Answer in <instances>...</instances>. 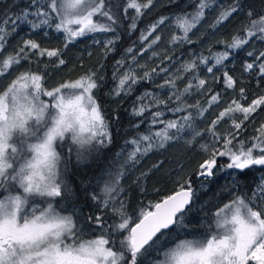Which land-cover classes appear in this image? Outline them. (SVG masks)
<instances>
[{
  "label": "snow or ice",
  "instance_id": "snow-or-ice-1",
  "mask_svg": "<svg viewBox=\"0 0 264 264\" xmlns=\"http://www.w3.org/2000/svg\"><path fill=\"white\" fill-rule=\"evenodd\" d=\"M3 2L0 0V3ZM171 2L176 3L177 0ZM210 3L211 0H198L193 12L176 14L175 26L183 35L173 34L172 43H192L189 33L204 19L205 9ZM152 4L153 0H125V18L130 9L135 12L130 29L135 30L137 20ZM9 7L16 11L5 12L0 18V76L7 75L23 61L31 64L34 56L37 63L46 56L49 60L57 58V67L65 64L60 49L43 48L31 38L23 39L14 52L3 55L9 37L21 25L26 24L30 31L36 32L51 27V22L55 21V30L64 34L67 47L80 37L95 33H115L120 23V17L113 12L110 0H13ZM241 8L237 0L219 13L211 27L215 29L222 25ZM247 15L248 23L242 30L243 35H233L231 42L220 41L225 47L224 51L211 53L209 50V56L199 57L198 63L192 60L182 65V71L195 73L199 65H204L207 72L212 74L214 82H221L222 79L225 90H235L237 80L224 70L227 67L225 62L229 61L232 53L242 50L254 38L264 41V14L254 18V14L249 11ZM166 19L161 17L150 25L146 33L142 32L141 43L147 41ZM118 39L116 35L104 41L106 54L114 50ZM160 39L156 35L147 47L151 48ZM94 43L99 41L94 40ZM132 51V48L127 49L128 53ZM247 55L254 56V60L244 62L243 71L251 73L257 70V75L264 78V51L258 55L248 51ZM210 60L213 61L211 64ZM116 64L124 67L123 60L116 61ZM161 71L167 72V69ZM216 72H222V77L216 76ZM153 73H156V69L145 71L141 77L131 66L119 77L114 72L113 77L118 79V83L112 95L130 94L133 85L140 80L147 82ZM179 79H183V76L178 74L173 79L165 80L160 87L167 85L175 89ZM207 84V78L193 75L183 90L174 92L169 99L174 96L177 101H181L183 96L191 94L193 88L210 92ZM98 86L97 73L90 70L74 81H65L48 89L44 85V75L28 69L19 71L7 87L0 91V264H141V258H148L152 252L159 257L153 264H264V212L252 206L258 199L264 201V178L253 191L251 201L237 195L219 207L213 213V221L207 233L202 237L182 239L178 231L187 227L184 214L194 196L191 184L187 181V187L179 184L173 194L143 208L138 222L130 226L124 201L120 199L123 190L121 180L127 166L134 165L141 156L153 149L164 148L186 128H192L191 113L182 117L183 122H164L160 120L162 111L151 112L150 125L159 122L164 127L155 132L150 130V134L129 141L134 147L126 159H117L113 163H119V166L107 170L101 195L93 193L92 200L100 202L104 209L110 207L112 215L119 218V223L106 225L102 216H90L89 221L100 234L94 238H85V233L77 227L73 215H64L58 210L57 198L62 199L71 192L62 175L65 162L58 149L67 144L69 159L75 152L80 162L95 146L107 147L111 143L108 122L94 95ZM239 94V98H233L227 103L206 129L212 143L200 145L202 151L209 153L208 158L199 165L198 175L201 177L215 174L213 169L217 157H227L229 163L226 168L241 172L253 166H264V124L256 130L257 135L250 142L237 140L244 122L264 106V96L253 99L245 106L241 103L246 99L243 87L239 89ZM220 97V93L212 94L208 105L219 103ZM137 101L138 105L133 108V115L136 116H143L151 108L166 104V101L149 91L138 96ZM188 107H195L200 117L208 110L199 103ZM170 110L182 112L186 109L178 105ZM236 113L243 114V118L237 119ZM226 119L231 121L235 131L221 135L217 125ZM201 135L199 130L194 133V136ZM116 155L119 158L121 153ZM37 197L42 198L43 205L35 202ZM124 231L127 236L120 241V248L116 249L111 239L112 233Z\"/></svg>",
  "mask_w": 264,
  "mask_h": 264
},
{
  "label": "trees",
  "instance_id": "trees-1",
  "mask_svg": "<svg viewBox=\"0 0 264 264\" xmlns=\"http://www.w3.org/2000/svg\"><path fill=\"white\" fill-rule=\"evenodd\" d=\"M236 2L237 0H211L210 6L205 9L204 19L197 28L189 33L192 43L186 41L171 42L173 34L183 35L172 24V20L178 13L193 12L198 0H177L176 3H172L171 0H153L152 6L144 10L143 15L137 20L135 30L129 27L132 23V17L135 15L134 10L130 9L127 18H125L123 11L125 0H110L113 12L120 17L116 32L95 33L80 37L69 43L67 47H65L64 34L55 30V21L51 22V27H45L36 32L30 31L26 24L21 25L18 27V31L9 37L3 51L6 54L14 52L23 39L29 38L36 40L43 48L60 49L61 58L65 60L64 65L57 67V58L53 57L49 60L46 56L40 58V62L37 63V58L34 56L31 64L28 61H23L13 71L14 74L30 69L33 72L42 73L46 88L57 87L65 81H74L90 70L97 73L99 86L94 90V95L108 122L111 143L107 147L95 146L80 162L77 161L74 152L69 159L67 144L58 149L65 162V182L70 186L71 192L62 199L57 198V207L62 214L73 215L77 227L85 233V238H94L100 234L99 230H95V225L89 221L90 216H102L106 225L120 222L118 217L112 215L110 207L104 209L100 202L92 200L93 193L101 195L103 182L107 179V170L119 166V163H113L117 159L119 161L126 159L127 154L134 147L133 144L128 143L129 141L139 139L141 135L150 134V130L155 132L164 127V124L159 122L154 126L150 125L151 112L158 110L163 112L165 109L163 105L151 109L150 112H145L143 116L133 115V108L139 103L137 97L145 91L160 93L164 98L163 100L169 102L168 90L173 93L182 91L193 75H197L199 78H207V87L211 89L210 92H203L193 88L190 90L191 94L183 96L181 101H177L174 96L172 98L174 107L180 105L186 109L175 115L177 117L174 120L183 122V116L195 113L193 122L196 129L201 131V138L188 143L179 138L180 134H178L177 138L168 142L164 148L153 149L147 155L141 156L134 165L127 166L125 175L121 180L123 190L120 193V199L124 201L130 226L138 222L139 213L143 208H147L151 203L161 201L167 195L177 191L179 184H185L187 181L191 184L194 196L184 214V222L187 227L178 229V231H180V238L182 239L202 237L207 233L209 225L213 221L214 210L218 206L232 200L237 195L245 196L246 193L256 189V186L264 178V167H251L243 172L236 170L235 174L231 173L225 176L221 173L212 176V180L198 175L200 163L209 156V153L199 151L198 146L200 140L208 133L206 129L210 126L211 121L216 119L219 112L233 98H239L241 87L245 89L246 99L241 101L245 106L250 104L253 99L264 96V78L257 75V70L246 73L242 68L244 62L254 60V56L249 57L247 55L248 51H253L254 55L264 51V41L255 38L242 50L232 53L229 61L225 62L227 67L224 70L237 80L235 90H225L222 79L221 82H214L212 74L207 72L204 65H199L195 73L182 71V65L192 60H197L198 63L199 57L210 55L209 50L211 53L224 51L225 47L220 41L231 42L233 35H243L242 30L248 23L247 13L249 11L254 14V18L264 14V0H238L242 5L241 10L234 13L222 25L213 29L211 25L219 13ZM12 3L13 0H4L3 3H0V18L5 12L16 11L15 8L9 7ZM161 17L167 18L165 23L159 25L152 36L141 43V33H146L150 25ZM116 35L119 36V39L114 45V50L106 54L103 49L104 41ZM156 35H159L161 39L151 48H148V43ZM94 40H98L99 43H94ZM129 48L133 50L132 53H129L131 58L134 55L135 60L142 59L141 64L137 66L138 72H142L141 77L145 71L151 72L152 69H156V73H153L152 78L147 82L140 80L136 85H133L130 94L113 96V89L118 83V79L113 77L114 72L119 77L116 61L126 55ZM212 62L210 60L209 64ZM165 68L167 72L161 71ZM178 70H180L179 73ZM178 74L183 76V79L177 80V88L173 89L165 85L159 91V86L164 85L165 80L173 79ZM215 74L222 77V72ZM100 77L103 78L100 79ZM193 83L195 84L196 81L193 80ZM215 93L221 94L220 102L208 106L203 117L197 115L198 110L195 107H188V105L199 103L206 108L208 99ZM235 115L237 119L243 118L241 113ZM171 116L167 114L160 117V120L171 121ZM261 124H264V106L258 108L244 122L237 140L244 139L250 142V139L257 135L256 130ZM171 131L175 132V130ZM217 131L223 135L228 131H235V129L232 128L231 121L226 119L217 125ZM216 146L220 147L219 144ZM117 153H121L119 158H117ZM226 160V157L218 158L217 166L221 164L226 166ZM154 165H158V167H154ZM142 173H147V175H142ZM230 194H233L234 197ZM245 198L247 199L246 196ZM216 203L218 204L215 206ZM126 236V231L112 233L111 239L115 242L116 249L120 248V241ZM158 258L156 253L152 252L148 258H141V264H153V261Z\"/></svg>",
  "mask_w": 264,
  "mask_h": 264
},
{
  "label": "rangeland",
  "instance_id": "rangeland-1",
  "mask_svg": "<svg viewBox=\"0 0 264 264\" xmlns=\"http://www.w3.org/2000/svg\"><path fill=\"white\" fill-rule=\"evenodd\" d=\"M172 24H174L175 25V17L173 18V20H172ZM59 33H61V32H59ZM3 55H7L6 53H4L3 52ZM120 60H123L124 61V67H119V66H117V64H116V66H117V68L119 67V71H118V74L120 75V74H122L123 72H125L126 70H128V68H129V66H131L132 68H133V70L138 74V76H140L141 74H142V72H138V70H137V66H139V64H141V62H142V59H137V60H134L133 61V58H131V56L129 55V53L127 52V54L126 55H123L122 57H121V59ZM15 68L16 67H14L7 75H4V76H0V91H2L3 89H5L6 87H7V85L11 82V80L18 74V73H14L13 74V71L15 70ZM12 74V75H11ZM11 75V76H10ZM7 76H8V78H7ZM48 89H52V88H48ZM159 91H161L162 90V87H160L159 86ZM151 93H153V94H155L154 92H151ZM173 94V92L171 91V90H168V94H167V98L169 99V96L170 95H172ZM156 96H158L160 99H164L162 96H161V94L160 93H158V94H155ZM43 99L44 100H48V98L47 97H43ZM172 102H174V100L173 99H169V102H166V104H161V105H163L164 106V111H163V115L161 116V117H164L165 115H167V114H170V115H172L171 116V118L170 119H172V120H174V119H176V117H175V115H178V113H180V112H173V111H171L170 109H174V108H176V107H174L173 106V104H172ZM209 105H208V102H207V105H206V108L208 107ZM153 108H155V107H153ZM153 108H151V109H153ZM192 114V116H193V118H194V115H195V113H191ZM191 124H192V128H186L182 133H180V135H179V138H182V139H184L185 141H187L188 143H190V141H191V143L194 141V140H196V139H198V138H201L202 137V135L201 136H194V133H195V131H197V129H196V127L194 126V122H193V120L191 121ZM212 143V138H211V136L209 135V133H207L206 134V136L204 137V138H202L201 140H200V144H199V146H198V150L199 151H201V152H203V153H206V152H204V151H202L201 150V147H200V145H202V144H211ZM219 147V146H218ZM66 149H68L67 148V146H66ZM74 155H75V152H74ZM76 156V155H75ZM218 158H221V157H217V159ZM226 165H227V163H229V160H228V158L226 157ZM63 167V172H62V175H63V178H64V180H65V174H66V172H65V170H64V165L62 166ZM213 172L215 173L213 176H215V175H218V174H224V176L225 175H230L231 173L232 174H235V172H236V169H227L226 168V166L225 165H223V164H221V165H219V166H217V164H216V166L214 167V169H213ZM208 179H213V177L211 176V177H207ZM255 190V189H254ZM254 190H252V191H250V192H248V193H246V197H247V199L249 200V201H251V197H252V193H253V191ZM230 196H232V197H234V195L233 194H230ZM245 196H243V197H245ZM235 198V197H234ZM233 198V199H234ZM232 199V200H233ZM231 200H228L227 202H225V203H222L220 206H218L215 210H214V212L219 208V207H222L224 204H226V203H229ZM37 204H41V205H43V200H42V198H39V197H37L36 198V201H35ZM218 203H216L215 204V206L217 205ZM252 206H253V208H259V210L260 211H262V212H264V201H260L259 199L255 202V203H252ZM65 215V214H64ZM250 264H254V262H250Z\"/></svg>",
  "mask_w": 264,
  "mask_h": 264
},
{
  "label": "water",
  "instance_id": "water-1",
  "mask_svg": "<svg viewBox=\"0 0 264 264\" xmlns=\"http://www.w3.org/2000/svg\"><path fill=\"white\" fill-rule=\"evenodd\" d=\"M253 167H257V168H261V167H264V166H253ZM236 170H238V169H236ZM173 194V193H172ZM190 205H188V207H189ZM187 207V208H188ZM154 210V209H153ZM134 226V225H133Z\"/></svg>",
  "mask_w": 264,
  "mask_h": 264
}]
</instances>
